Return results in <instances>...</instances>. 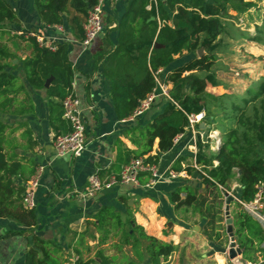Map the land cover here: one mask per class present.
I'll use <instances>...</instances> for the list:
<instances>
[{"label":"trees","instance_id":"obj_1","mask_svg":"<svg viewBox=\"0 0 264 264\" xmlns=\"http://www.w3.org/2000/svg\"><path fill=\"white\" fill-rule=\"evenodd\" d=\"M33 2L44 24H63L67 21L72 32L82 38V24L89 6L96 0ZM148 3L149 0H130L116 25L119 32L117 45L108 51L102 47L95 55V59L99 61L106 54L101 66L111 81V97L118 119L130 116L140 100L150 93L155 85L153 72L158 68L167 67L175 61V56L195 53L199 48L202 49V55H194L167 71L164 81L172 84L170 96L173 101L165 100L163 108L151 121L144 125L134 123L127 129L125 134L136 149L127 148L117 139V152L111 170L118 174L122 165L137 157L157 163L158 154H151L154 140H157L160 152L169 150L174 137L184 132L187 114L204 110L208 124L217 119L216 129L221 132V142L217 149H210L207 140L202 142L196 136L194 163L199 169L188 164L184 170L188 175L196 171L200 177L199 184L192 185L189 180H183L185 182L182 185L170 191L169 200L175 209L184 207L198 212L204 220L202 234L211 242L222 245L226 229L224 192L230 189L231 182L234 181L238 184L239 201L247 203L254 200L259 184L264 182V158L261 155L264 153V113L259 112L254 105L247 108V104L254 100H264V79L255 81L247 96L236 99L229 95L218 97L208 93L205 87L207 83L218 85L210 68L216 60L215 49L223 41L222 35L229 34L220 17L226 15L229 9L236 14L243 13L253 7L255 2L157 0L156 4L151 3L150 9H146ZM69 9L74 13L69 15ZM150 16L154 18L147 21ZM14 18L11 6L6 0H0V30H10V26L16 24ZM238 34L264 45V13L254 33L240 31ZM23 39L31 47L30 54L20 60L25 83L40 89L44 88L45 80L51 77L45 91L49 98H56L59 102L50 101L49 122L53 128H61V131L66 132L69 125L61 117V100L71 92L73 78L67 44L56 43L55 49L50 50L40 46L34 37ZM10 57L11 53L6 45L0 43V113L30 112L31 104L28 107H24L22 103L15 106L16 94L24 91L25 86L18 83L17 74L7 71L8 67L16 66L10 62ZM195 71H204L205 74L200 77ZM6 127L7 124L0 119V217L32 226L36 221L35 209L23 206L25 186L14 181V176L21 175L25 167L17 153L5 150L6 144L9 145L4 136ZM208 130L209 128L205 134ZM187 158L179 156L171 168L180 171L181 161ZM239 201H234L232 211L233 234L242 257L249 260L250 254L263 250L259 245L264 240V229ZM96 220L94 225L100 232L99 242L106 240L110 233L117 235L119 243L115 247L118 251H122V245H129L136 253L145 256L149 264H160L161 259H165L176 249V245L146 234L142 226L135 222L131 211L122 219L112 207L102 206L96 213ZM89 224L87 221L88 226ZM83 234L94 237L87 229ZM31 243L25 253V264H61L58 258L52 256L49 248L53 245L52 241L34 234ZM225 243H228L226 236ZM96 255L100 258L98 264H115L104 257L101 251H97ZM126 264L135 263L128 261Z\"/></svg>","mask_w":264,"mask_h":264},{"label":"crops","instance_id":"obj_2","mask_svg":"<svg viewBox=\"0 0 264 264\" xmlns=\"http://www.w3.org/2000/svg\"><path fill=\"white\" fill-rule=\"evenodd\" d=\"M6 2L15 14L16 24L11 25L10 30H34L50 36L55 44H67V55L73 68L71 90L79 100V109L85 120L86 146L80 157L55 154L53 137L64 131L50 125L49 103L59 100L49 98L45 87L36 89L25 83L20 60L30 54V44L21 36L12 35L10 30H0V43L6 45L11 53L9 60L16 65L14 68L8 67L7 71L17 74L18 83L25 86L24 91L16 94L15 106L18 107L21 103L24 107L32 105L30 112L0 113V119L7 124L4 136L9 145L6 144L5 150L17 153L25 167L21 175L14 176V181L26 186L35 169L40 165L43 166L35 190V224L25 226L13 219L0 217V264H25V253L32 244L31 237L34 234L53 242L49 248L52 256L58 258L61 264L73 254L79 257L81 264H98L100 258L96 255L97 251H101L102 255L111 262L121 264L123 254L106 255V249L102 247L109 244L111 248L116 249L115 244L119 241L115 242L113 239L118 236L110 233L106 240L99 242L100 232L96 230L94 224L97 222L96 213L102 206L112 207L114 211L119 212L122 219L128 211H131L135 222L142 226L146 234L176 245L178 252L183 250L186 254L185 258L190 261L185 264H193L195 255L200 257L207 255L208 259L204 260V264H209L215 259L219 264L223 262L224 264H264V240L259 245L263 250L250 254L251 259H244L242 254L231 259L228 254L224 256L221 251L222 247L227 246L226 229L222 236L224 243L222 245L213 243L201 232L204 220L198 212L184 207L175 209L170 202V191L182 185L185 182L183 180H189L192 185L199 184L200 181L198 176L193 179L184 170L188 164L194 165V155L197 151L195 136L187 129L178 134L180 136L174 137L176 139L173 140L172 147L165 152L158 150L156 139L153 142L151 154H158V161L155 164L160 171L173 170L171 165L179 156L188 157L181 161L180 171L173 170L176 172L175 178L161 180L146 187L147 176L142 174L138 184L118 183L101 189L92 196L86 194L87 178L91 173L98 171L102 177L115 174L111 166L117 152V139L127 148L136 149L125 132L134 123L144 125L151 121L165 104V99L159 95L155 83L152 88L155 90V97L147 110L137 116L133 115V111L130 116L118 119L111 97V81L104 74L101 66L106 54L99 61L95 59V55L102 47L108 51L117 45L119 32L116 25L125 13L130 0H103V29L87 46L81 44V38L72 32L67 21L61 24L64 29L63 34L52 28L48 29L47 24L40 20L33 0H6ZM69 10V15L74 13L72 9ZM153 18L150 16L147 21ZM8 34L16 39L6 40L9 38ZM177 57L175 56V59ZM180 64L182 62L177 63L175 60L165 68H158L156 77L159 81H163L167 71ZM209 85L211 89L215 87ZM169 87L172 88L171 83ZM207 92L216 95L212 91ZM205 123L208 125L207 121ZM198 128H201L200 123ZM213 130V136H219L218 138L221 139L220 131L216 128ZM261 192L263 203L261 213L264 215V186ZM183 196L184 193L181 194V197ZM187 213L191 214L190 218ZM191 218L198 219V223H190ZM87 221L90 223L89 226ZM86 229L89 233H93L94 237L83 234ZM89 251H92L90 256ZM170 257L171 255L161 259L160 264H180L179 257L174 256V261L168 260Z\"/></svg>","mask_w":264,"mask_h":264},{"label":"built area","instance_id":"obj_3","mask_svg":"<svg viewBox=\"0 0 264 264\" xmlns=\"http://www.w3.org/2000/svg\"><path fill=\"white\" fill-rule=\"evenodd\" d=\"M156 2L157 0H149L146 8L150 9L151 3L156 4ZM102 6L103 0H96V2L88 8L86 18L82 24L83 36L80 39L81 44L84 46L89 45L103 29L104 21ZM47 28H52L61 32V34L64 33V29L61 24H47ZM10 33L12 35L22 36L24 38L34 37L40 46L47 47L50 50L55 49L54 40L45 33L23 29L10 30ZM156 75L157 71L154 73V81L157 84V89H159V95L165 100L173 101L170 96V82H165L164 80L159 81ZM154 97L155 90L153 89L151 93H148L145 98L140 100L139 105L134 110L133 115H140L145 110H147L150 107ZM61 105V117L69 125V130L54 135L52 144L55 154L57 156L68 155L74 158L80 157L86 146V126L83 114L79 109V100L71 90V92L61 100ZM201 122H204L203 125H205V127H202V129L209 128V124L207 125L205 123L206 115L204 110H200L197 113L187 114V126L185 129L189 130L192 135L195 136V143L197 134H199L200 137L203 136V132H201L202 129L198 128V124ZM177 136L180 135L177 134ZM208 136L215 140L214 147L211 146V148L217 149L220 144V139L216 136H213L210 131ZM193 166L196 169H199L195 163ZM42 172L43 166L40 165L35 169L34 173L27 181L24 193L22 195V204L26 209H32L35 207V190L39 184ZM142 174L147 176V182L145 184L146 187L152 186L158 181L173 179L176 177L175 171L170 169L160 171L155 163L146 161L144 157H137L122 165L118 174H110L102 177L98 171L91 173L87 178L88 186L86 189V194L88 196H92L97 191L109 188L118 183L138 184L139 176ZM260 195H262L261 191L256 193V197L252 202L241 203L244 209L254 216L264 229V215L261 213L262 202ZM64 264L81 263L79 257L73 254L65 259Z\"/></svg>","mask_w":264,"mask_h":264},{"label":"rangeland","instance_id":"obj_4","mask_svg":"<svg viewBox=\"0 0 264 264\" xmlns=\"http://www.w3.org/2000/svg\"><path fill=\"white\" fill-rule=\"evenodd\" d=\"M206 1H211V0H206ZM253 1L255 2V5L243 13L236 14L234 11L229 9L226 15H222L220 17L221 21L225 23L227 27V31H229V34L222 35L223 41L220 42V45H218L217 48L215 49L216 60L214 61V63L210 68V70L214 73L216 80L218 81V85H216L211 89L210 85L207 83L205 87V90L212 91V93L216 94L218 97H223L225 95L232 96L234 99L239 97H245L248 95L249 89L251 85L255 83V81L260 80L262 78L264 79V45L262 43L251 40L248 37H240L238 34V32L240 31L244 33H254L256 25L261 23L262 15L264 13V0H253ZM232 36H234L235 38L232 39L231 38ZM13 39L16 38L11 37L9 35V38H7L6 40L11 41ZM194 55H197V50L195 51V53H184L178 56L175 60L177 63L184 62L185 60H187L190 57H193ZM195 74L200 77H203L205 72L195 71ZM263 99H264V95H263ZM249 105H254V107H257V110L259 112L264 113V100H262L261 102H259V99L254 100L253 102L247 104V108L249 107ZM217 117H220V115H218ZM217 124H218L217 119H214L213 122L209 125V130L206 134H205L206 128L203 129L200 128L203 131V136L200 137L199 134L197 135L202 140V142L208 141V145L214 147L215 140H213V138L208 136V133L209 131L213 133L214 131L213 128H216ZM202 127H205V125H203ZM219 133H220L219 135L221 136V132ZM261 155L262 157H264V153H262ZM197 176L198 179H200L198 174L196 175V177ZM263 186H264V182H261L259 184L258 192L262 191ZM227 191L234 198H236V200H232L229 203V208H228L230 217L232 219L234 201H239L238 184L231 182L230 189ZM260 197L262 202V195H260ZM239 202L241 203V201ZM224 205L225 202L223 203V211H224ZM178 213L180 214V212ZM182 214L185 215L184 213ZM183 215L182 217H184ZM187 216L190 218L191 214L187 213ZM224 222H225V215H224ZM190 223L197 224L198 219L191 218ZM232 228H233V224H232ZM117 240L119 241L118 237H115L113 239V241L115 242ZM227 240L229 243V238ZM228 243L226 247L224 246L221 249V251L223 252L222 254H224V256H227ZM102 247L106 249L105 250L106 255L117 254V256L118 255L120 256L121 254H123L122 256H124V258L122 259L120 258L122 260L121 264L124 263L126 264L127 261H133L135 264H149L147 259L144 258L145 256L136 253L135 250H131L130 247L127 245H123L122 253L118 252L114 248H111V245L109 244L103 245ZM91 254L92 251L88 255L90 256ZM170 255L171 257L168 258V260L170 261L172 260L174 261L176 257H179L180 264H185L186 262L187 263L190 262L189 259L187 260L185 258L186 255L185 252L183 250L181 252H178V248H176ZM174 256L175 258H173ZM236 257L237 255L234 258ZM205 259H208L207 255L206 257H200L199 255H195V258L193 259V264H204ZM215 260H211L209 264H219L218 260L217 259Z\"/></svg>","mask_w":264,"mask_h":264},{"label":"water","instance_id":"obj_5","mask_svg":"<svg viewBox=\"0 0 264 264\" xmlns=\"http://www.w3.org/2000/svg\"><path fill=\"white\" fill-rule=\"evenodd\" d=\"M156 46H158V44H155ZM202 55V49L199 48L197 50V56H201ZM51 77H49L48 79L45 80L44 83V87L47 88L49 83H50ZM204 122L200 123V127L202 128ZM239 173V171H238ZM197 175V172L195 171V173L192 175V178L195 179ZM224 196H225V205H224V215H225V225H226V233L228 235L229 238V243H228V257L229 258H234L236 255L241 254V249L236 245L235 239H234V234H233V228H232V219L230 217L229 214V203L232 200H236V198H234L228 191L224 192Z\"/></svg>","mask_w":264,"mask_h":264}]
</instances>
